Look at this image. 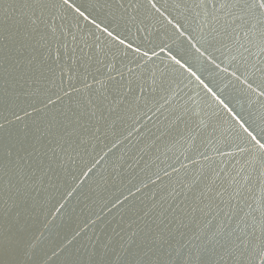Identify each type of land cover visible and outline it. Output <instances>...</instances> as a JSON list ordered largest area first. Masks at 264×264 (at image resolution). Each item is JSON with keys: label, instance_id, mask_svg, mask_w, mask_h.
Instances as JSON below:
<instances>
[{"label": "snow or ice", "instance_id": "obj_1", "mask_svg": "<svg viewBox=\"0 0 264 264\" xmlns=\"http://www.w3.org/2000/svg\"><path fill=\"white\" fill-rule=\"evenodd\" d=\"M94 7L108 9L115 21H134L132 13L142 5L134 0H105L89 7L74 0H0V35L9 42L5 45V62L9 65L3 89L5 112L12 95L9 89L22 80L56 76L62 93L55 99L51 95L37 98L22 109L23 115L12 112L14 119H10L5 114L0 122V130L8 133L0 147V214L6 225L0 230V264H264V140L243 124L251 137L247 145L215 149L235 164H241V154L247 155L239 171L248 169V173L241 181L233 178L226 187L217 184L220 173L228 167L221 160L219 171L212 169L215 175L203 168L186 171L161 193L150 189L161 180L159 173H154L155 179L149 177L115 194L88 220H73L75 207L70 200H79L85 194L86 181L81 177L92 180L99 172V161L93 160L73 176V182H67L66 165L73 153L110 131L116 135L117 123L140 106L144 93L156 91L155 72L149 71L148 79L144 77L148 71L145 66L153 59L149 51L126 43L112 24L102 26L92 15ZM151 7L156 8L154 4ZM184 7L195 11L201 27L207 28L213 40L230 42L258 59L264 55V0H193ZM70 14L72 20L79 17L88 21L123 47L111 51L98 46L93 53V46L78 35L79 22L65 23ZM88 35L95 37L94 32ZM13 50L16 56L10 59L8 53ZM129 51L145 59L124 64L121 57ZM151 51L155 55V50ZM167 54L175 64L186 67L171 51ZM78 63L84 69L82 73L73 71L72 66ZM93 64L95 73L89 71ZM39 92L37 89L32 95L39 97ZM40 114L47 118L36 119ZM26 118H32V124L25 123L22 134L12 135L9 125ZM141 128L134 131L139 133ZM151 134L158 140L166 129L157 128ZM131 135L129 131L123 140L106 145L108 152ZM189 137L195 138L192 132ZM154 144L152 140L149 147ZM200 155L205 160L213 159ZM192 162L200 163L196 159ZM181 167L188 169L189 165ZM172 172L165 170L164 175L171 178ZM61 187L60 199L48 213L59 212L61 222L53 223L55 216L46 218L50 237L42 245L35 233L27 234L24 221L35 211L42 193ZM145 189L150 190L145 193Z\"/></svg>", "mask_w": 264, "mask_h": 264}, {"label": "water", "instance_id": "obj_2", "mask_svg": "<svg viewBox=\"0 0 264 264\" xmlns=\"http://www.w3.org/2000/svg\"><path fill=\"white\" fill-rule=\"evenodd\" d=\"M74 2L89 7L103 4L105 0ZM134 2L142 5L132 13L136 17L134 21L128 19L115 21L109 15L108 9L100 7H94L92 15L102 26L112 24L126 43L131 42L142 51H149L153 59L145 66L148 71L144 72V77L148 79L149 71L155 72L156 91L144 93L140 106L128 112L125 118L117 123L116 135L110 131L99 141L93 140L84 146L83 150L73 153V159L68 162L65 171L69 183L73 182L74 175L93 160L99 161L96 164L99 172L92 180H88L87 176L81 177V180L86 181L85 194L79 200H70L75 207L72 217L76 223L88 220L115 194L147 181L149 177L155 179L154 173H159L161 180L158 185H151L150 189L164 193L186 171H199L203 168L207 174L215 175L212 169L219 171L220 162L223 160L228 167L220 173L217 184L226 187L233 178L239 182L248 173V169L244 172L239 171L241 164L248 158L247 155L241 154L239 157L241 164H235V161L219 155L215 149H223L228 145L232 147L238 144L247 145L251 137L241 124L253 135L264 140V55L258 59L247 52L237 50L230 42L222 39L213 40L208 35L207 28L201 27V20L196 17L195 11L184 7L193 0H151V3L149 0H134ZM152 4L156 8H152ZM169 20L172 21L171 24ZM77 21L81 29L78 35L84 36L88 44L93 46V53L98 46L111 51L123 47L82 18L72 20L70 14L69 20L65 23L73 25ZM117 23L118 28L115 27ZM72 30L77 31L75 28ZM89 32H94L95 37L88 35ZM181 32L184 35H181ZM6 43L9 42L4 41L0 35V122L3 121L5 114L10 119H14L11 116L12 112L23 115L22 109L28 108L37 98L42 99L44 95H51L55 99L57 94H62L56 76L22 80L14 88L9 89L12 95L9 97L8 111L5 112L3 89L5 68L9 66L5 62V54L8 52ZM9 48H12L11 44ZM162 48L164 51H161ZM197 48L200 51H197ZM152 49L155 50V55ZM169 51L181 59L186 67L182 68L175 64L167 54ZM8 54L10 59L16 56L14 50ZM24 55L27 56L28 53L25 52ZM133 59L142 63L145 58L131 51L126 57H121L124 64H129ZM131 66L135 67V64ZM72 68L73 71L78 70L81 73L84 71L79 63ZM95 68L96 65L93 64L89 71L95 73ZM193 72L195 75H192ZM32 80H35V83ZM209 88L211 92L208 91ZM37 89L40 90L39 97L32 95ZM61 106L62 104L53 106L51 111ZM149 116L151 120L148 119ZM176 117L181 118L177 120ZM46 118L44 114L36 117L38 120ZM137 120L139 123H136ZM25 123L31 125L32 118L9 125L11 134H22L20 130ZM141 125L144 127L141 128ZM135 128H141L140 132L134 131ZM157 128L166 129V134L158 140L151 134L156 132ZM147 129H151V132H147ZM129 131L132 135L118 147L113 148L112 152H108L106 145L110 146L113 140H123ZM189 132H192L194 139L189 137ZM6 135L8 133L0 130V147ZM152 140H155V144L149 147ZM106 152L107 155H104ZM200 153L213 159L205 160ZM193 159L199 160L200 163L194 164ZM182 164L189 165V168H182ZM173 167L181 168L180 173L172 172ZM165 170L172 172L171 178L164 175ZM150 189H145V193ZM62 192V187L48 188L38 197L39 204L35 211L24 221L27 234L35 233L42 245L46 244L50 237L49 228L45 227L47 220H52L55 216L56 221L53 223L61 222L59 212L53 211L51 216L48 213L53 205H56ZM5 226L4 217L0 214V230ZM0 259L3 257L0 256Z\"/></svg>", "mask_w": 264, "mask_h": 264}]
</instances>
